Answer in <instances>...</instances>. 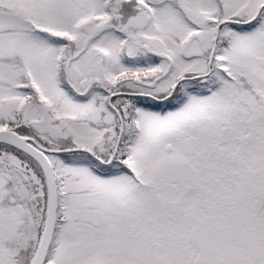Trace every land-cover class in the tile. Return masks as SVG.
<instances>
[{"label": "snow or ice", "instance_id": "6c2138e0", "mask_svg": "<svg viewBox=\"0 0 264 264\" xmlns=\"http://www.w3.org/2000/svg\"><path fill=\"white\" fill-rule=\"evenodd\" d=\"M0 264H264V0H0Z\"/></svg>", "mask_w": 264, "mask_h": 264}]
</instances>
